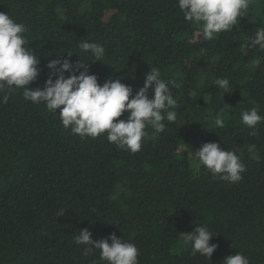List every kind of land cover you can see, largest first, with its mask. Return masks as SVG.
Segmentation results:
<instances>
[{"label": "trees", "instance_id": "obj_1", "mask_svg": "<svg viewBox=\"0 0 264 264\" xmlns=\"http://www.w3.org/2000/svg\"><path fill=\"white\" fill-rule=\"evenodd\" d=\"M0 12L29 29L40 57L31 88L43 89L58 55L86 61L82 39L106 50L103 62H88L101 85L120 79L135 95L153 67L179 84L175 122L163 121L160 133L147 127L134 154L106 134L82 140L44 104L26 101L23 89L0 103V264H105L98 249L85 256V245L74 242L84 228L94 242L115 234L134 243L139 264H223L237 252L264 264V122L253 135L241 120L255 106L264 115V51L249 47L264 27V0L211 40L184 19L178 0H0ZM219 78L229 80L230 93L215 84ZM207 142L240 149V181L197 165L194 151ZM252 144L259 161L249 158ZM203 224L218 245L211 260L192 255L182 239Z\"/></svg>", "mask_w": 264, "mask_h": 264}, {"label": "clouds", "instance_id": "obj_2", "mask_svg": "<svg viewBox=\"0 0 264 264\" xmlns=\"http://www.w3.org/2000/svg\"><path fill=\"white\" fill-rule=\"evenodd\" d=\"M252 2L178 0V7L186 21L197 25L203 39L211 40L216 34L231 31L238 18L247 15ZM28 31L24 23L17 22L8 13L0 12V103H8L11 96L23 89L26 101L35 105L44 104L49 113L58 115L64 129H70L82 140L96 139L106 134L109 143L133 154L141 150L143 140L148 135L147 127L160 133L165 130L163 121L175 122L178 102L173 98L172 88L179 87L175 78L165 80L159 68H150L145 74L143 87L135 95L133 89L120 79H109L101 85L95 74L88 73V62H103L106 50L102 45L85 39L79 42L78 47L87 57L86 61L79 58L73 64L70 59L59 58L58 55L57 59L47 64L50 75L43 89L29 87L39 76L40 57L29 45ZM257 46L264 51V27L250 38L249 47ZM66 52L68 57L74 53ZM258 65L259 60H254L251 67ZM65 73L69 75L66 77ZM215 84L224 90V94L231 92L228 79L219 78ZM124 113H127L125 118L117 119ZM241 120L253 130L251 134L254 135L257 125L264 122V115H260L259 107L255 106L242 111ZM214 123L217 128L225 127L223 109ZM247 151L250 159H261L256 145H249ZM239 153V148L226 151L218 143L207 142L194 151V157L197 165L204 166L213 178L235 183L242 179L241 174L246 171ZM64 211H59L57 215L62 216ZM214 235L208 225L203 224L197 225L193 232L183 233L182 239L186 247L191 245L192 255L199 254L211 260L218 247L210 244ZM91 237L92 233L86 228L79 229V234L74 235L75 243L85 245L83 255L87 256L98 249L100 260L105 264H139L140 253L134 243L115 234L95 242ZM223 264H250V260L244 253L237 252L224 257Z\"/></svg>", "mask_w": 264, "mask_h": 264}]
</instances>
